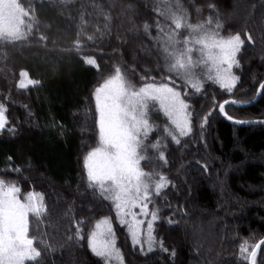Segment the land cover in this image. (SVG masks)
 Here are the masks:
<instances>
[{
  "label": "trees",
  "instance_id": "obj_1",
  "mask_svg": "<svg viewBox=\"0 0 264 264\" xmlns=\"http://www.w3.org/2000/svg\"><path fill=\"white\" fill-rule=\"evenodd\" d=\"M18 2L30 10L23 18L25 38L0 41V104L7 120L0 132V179L18 185L22 194L43 193L47 205L42 219L29 217V235L41 255L25 264H104L87 240L102 217L111 220L124 264H247L245 257L264 237V125L231 124L217 108L226 99L250 101L264 79V0ZM177 3L190 24L239 34L245 44L233 69L239 79L232 92L205 82L200 93L189 89L183 97L192 114L191 132L178 136L179 144L165 134L171 125L163 112L155 107L149 113L154 131L147 144L159 141L166 163L149 147L142 167L165 175L171 185L149 205L158 210L157 243L153 251L144 245L141 251L112 203L88 187L84 159L98 145L93 93L118 65L135 86L145 83L142 77L168 83L162 78L172 76L183 93V81L167 72L154 39L163 35L157 24L174 28L167 10L175 11ZM180 31L183 39L186 30ZM85 57L97 66L86 64ZM21 71L39 83L19 89ZM225 112L241 120L264 117V94L249 107L225 105ZM78 221H84L83 239H76ZM258 264H264V245Z\"/></svg>",
  "mask_w": 264,
  "mask_h": 264
},
{
  "label": "snow or ice",
  "instance_id": "obj_2",
  "mask_svg": "<svg viewBox=\"0 0 264 264\" xmlns=\"http://www.w3.org/2000/svg\"><path fill=\"white\" fill-rule=\"evenodd\" d=\"M167 11L174 28L166 31L157 24L163 35L154 39L162 48L167 72L174 73L183 81V93L177 90L179 86L172 76L162 78V81L167 80L168 83H156L154 77H142L145 83L137 89L127 79L124 69L116 66L114 74L93 93L98 145L84 159L88 187L98 191L104 200L112 203L116 218L121 225L127 227L133 246L141 245L143 251V245L146 244L149 252L154 250L157 243L154 224L159 219L158 210H150L149 205L154 196H160L171 185L165 175L146 172L142 167V161L148 159L149 147L159 151V159L166 163L165 154L160 150V142L151 145L146 143L154 131L149 113L159 105V111L163 112L171 125V128H164L165 134L179 144L178 136L185 137L191 132L192 114L183 97L189 95V89L200 93L204 88L205 78L218 84L221 89L232 92L239 79L233 74V69L239 67L238 55L245 44L239 34L224 38L204 24H190L178 3L175 11L171 8ZM159 14L165 15V12ZM28 16L30 10L25 9L18 0H0V41L15 42L24 39L26 34L22 31V26L25 25L23 18ZM207 23L210 25L211 19ZM27 27L31 30L32 25L28 24ZM182 29L189 31V35L184 36L183 40L178 38ZM144 30H149L148 24L144 25ZM41 39L46 38L42 36ZM248 42H251L250 36ZM76 46L80 48L79 41ZM194 52L200 55L194 58ZM85 63L97 66L95 59L91 57H85ZM20 77L17 83L19 89L39 83L30 79L26 71H21ZM149 79L151 82H148ZM260 88L264 90V84ZM260 94H264V91ZM228 103L229 101H225L219 104L220 113L227 115L225 105ZM231 103L235 104L236 101ZM5 113L4 105L0 104V132L7 125ZM227 118L232 119L230 116ZM207 119L206 116L205 122ZM15 171L19 173L22 169L16 168ZM46 212L43 193L29 191L22 194L18 185L0 179V264H25L26 261L38 260L41 253L35 246L38 243L35 237L29 235V217L31 215L42 219ZM83 224L84 221L77 222L76 239L84 238L81 227ZM145 224L146 232L142 230ZM87 240L89 250L102 258L104 264H124L123 256L116 247L109 218L97 221L88 233ZM262 245L264 240L252 248L245 257L247 264H258ZM159 246L163 251H168L163 247L162 241ZM245 251L247 248H242V252ZM172 255L175 256V252Z\"/></svg>",
  "mask_w": 264,
  "mask_h": 264
},
{
  "label": "water",
  "instance_id": "obj_3",
  "mask_svg": "<svg viewBox=\"0 0 264 264\" xmlns=\"http://www.w3.org/2000/svg\"><path fill=\"white\" fill-rule=\"evenodd\" d=\"M261 84H264V79L258 84V86L256 88V92H255L254 98L251 99L250 101H247V102L236 101V103L233 104V103H231V101H233V99H226V100L222 101L221 103H224L225 101H229V103L227 105H232V106H237V107H249V106L253 105L255 102H257L259 100L260 95H261L260 93L262 91L261 88H260ZM217 109H218V113L221 115V117L224 120H226L227 122L231 123V124H234V125H237V126H242V127L256 125V124H263L264 125V118H255V119H249V120H241V119H235V118L228 119L227 118L228 115L220 113L219 105H218ZM237 121H239V123H237ZM262 240H264V237L261 238L259 241H257L255 243V245L257 243H259L260 241H262Z\"/></svg>",
  "mask_w": 264,
  "mask_h": 264
},
{
  "label": "rangeland",
  "instance_id": "obj_4",
  "mask_svg": "<svg viewBox=\"0 0 264 264\" xmlns=\"http://www.w3.org/2000/svg\"><path fill=\"white\" fill-rule=\"evenodd\" d=\"M193 25H197V24H193ZM206 27H207V26H206ZM207 28L210 29V30H216V31L219 33V35L222 36V37H224V38H228V37H230V36L222 35V34H221L216 28H213V27H210V26H208ZM184 30H186V31H185V32L187 33L186 36L189 35V31H188L187 29H184ZM180 33H183V32L180 31ZM232 36H234V35H232ZM181 40H183V39H181ZM199 55H200V54H199L198 52H194V53H193V57H194V58L198 57ZM197 71L199 72L200 70L197 69ZM173 74H174V73H173ZM233 74H234V72H233ZM174 75H175V74H174ZM234 75H235V74H234ZM175 76H176V75H175ZM177 77L180 78L179 76H177ZM107 79H108V78H107ZM180 79H181V78H180ZM104 81H105V80H104ZM104 81H103L101 84H103ZM205 82H212V81L206 80V78H205ZM212 83H213V82H212ZM101 84H100V85H101ZM131 84H133V83H131ZM143 84H144V83H143ZM143 84H140V85H138V86H135L134 84H133V85L138 89L139 87L143 86ZM100 85H99V86H100ZM99 86H98V87H99ZM156 108L159 109V105H158V104L156 105ZM166 118H167V117H166ZM261 118H264V117H261ZM167 120H168V119H167ZM177 135H178V134H177ZM146 143H147V141H146ZM95 148H96V147H95ZM135 211H138V209H136ZM115 213H116V212H115ZM102 218H104V217H102ZM102 218H100L99 220H101ZM149 219H150V217H149ZM99 220H97V221H99ZM97 221H96V222H97ZM95 224H96V223H95ZM94 226H95V225H94ZM142 230H143L144 232H146V224L142 226ZM141 239H142V241H143L144 236H142ZM144 246L146 247L147 245L144 244ZM102 260H103V259H102Z\"/></svg>",
  "mask_w": 264,
  "mask_h": 264
}]
</instances>
